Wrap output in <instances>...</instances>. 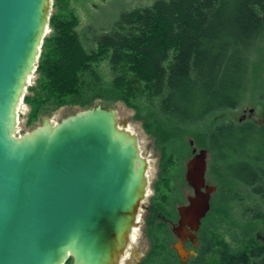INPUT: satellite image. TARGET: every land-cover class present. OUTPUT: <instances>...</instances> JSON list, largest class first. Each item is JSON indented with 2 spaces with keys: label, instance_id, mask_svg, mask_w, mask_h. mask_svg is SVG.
Returning a JSON list of instances; mask_svg holds the SVG:
<instances>
[{
  "label": "trees",
  "instance_id": "16d2710c",
  "mask_svg": "<svg viewBox=\"0 0 264 264\" xmlns=\"http://www.w3.org/2000/svg\"><path fill=\"white\" fill-rule=\"evenodd\" d=\"M68 3L53 2L51 31L22 98L28 123L46 109L121 101L164 137L157 138L163 152L186 154V127L238 107L251 92L253 59L264 48V0H154L82 38ZM205 145L217 189L203 222L208 248L190 264H261L264 118L221 121ZM147 261L178 264L171 249H153Z\"/></svg>",
  "mask_w": 264,
  "mask_h": 264
},
{
  "label": "water",
  "instance_id": "95a60500",
  "mask_svg": "<svg viewBox=\"0 0 264 264\" xmlns=\"http://www.w3.org/2000/svg\"><path fill=\"white\" fill-rule=\"evenodd\" d=\"M50 7L0 0V264H116L146 192L147 162L115 110L95 105L16 136ZM205 169L201 149L186 163L194 194L178 207L180 239L195 238L209 210L215 186L205 185ZM173 248L181 261L195 254L180 241Z\"/></svg>",
  "mask_w": 264,
  "mask_h": 264
},
{
  "label": "rangeland",
  "instance_id": "374dc122",
  "mask_svg": "<svg viewBox=\"0 0 264 264\" xmlns=\"http://www.w3.org/2000/svg\"><path fill=\"white\" fill-rule=\"evenodd\" d=\"M153 1L154 0H68V8H71L78 17L76 31L82 38L84 35H90L91 32L98 33L110 29L112 23L121 11L137 6L149 5ZM53 2L54 0H51L50 14L56 10V5L53 4ZM50 31L49 26H47L45 35H48ZM251 78V92H249L241 105L233 109L219 111L210 118L185 128L187 130L185 131L186 133L183 134V137L187 144L189 140H192L197 149L205 147V136L212 127L221 121H239L243 113L247 116L251 112V117H249L250 120L258 122L259 124L262 123L264 118V48L258 50L254 56ZM34 79L35 74L33 71L28 78L24 94L28 92L27 86L32 85ZM95 105H101L102 107L115 110L118 128L136 137L139 154L147 162L146 178L148 189L146 196L141 201L140 210L137 213V220L141 224L149 202L148 196L151 194L150 185L157 173L158 155L163 153L160 144L157 143V138H161L163 142L164 137H157V135L148 132L140 115L137 114L133 108L126 106L121 101H113L107 104L100 101ZM82 110L84 109L70 105H64L53 110L46 109L38 114L34 122L28 123V106L21 98L17 107L16 136L27 134L33 129L41 127L46 122L54 125L66 116ZM189 153L190 146L188 144V151L185 156L189 155ZM183 187L185 188V186ZM185 192H188L187 189ZM133 228L132 230L135 235L133 233L130 240H128L124 248L125 250H123L116 264H123L125 261L130 264H135L148 245V237L146 238L141 227H137L135 224ZM170 240L171 242L174 241V239ZM260 262L264 264V255L260 259Z\"/></svg>",
  "mask_w": 264,
  "mask_h": 264
},
{
  "label": "flooded vegetation",
  "instance_id": "af4514ba",
  "mask_svg": "<svg viewBox=\"0 0 264 264\" xmlns=\"http://www.w3.org/2000/svg\"><path fill=\"white\" fill-rule=\"evenodd\" d=\"M250 113L247 116L243 113L239 118V121L247 118L250 119ZM188 144L190 146V153L187 156L179 151H175V153L163 152L158 155L157 173L155 179L150 185L151 194L148 196L149 202L146 207L143 222L140 224V222L136 220V226H140L146 238L148 237V245L144 249L140 259L137 260L135 264H148V255L153 249L154 251L161 250L163 252L171 249L174 251L178 264H190L192 260H195L196 258L199 259L202 251L205 249L207 250L208 248V246H204L208 245V237L207 235L203 236V222L206 215L200 220L196 231L190 230L195 234V238L189 237L188 234H184V238L180 239L172 230L178 225V207L186 205L188 203V197L194 194L193 188L185 180L186 163L201 149H206L204 183L205 185L215 186V190L211 193L210 205L213 194L217 189V185L207 177L210 159L207 146L205 145V147L197 149L192 140H189ZM183 186H185V188ZM147 189L148 182L146 192ZM186 189L188 192H185ZM203 189L204 188L202 187V190ZM146 192L144 197L146 196ZM139 210L140 206L138 212ZM186 228L189 229L188 227ZM170 239H174V241L171 242ZM176 241H180L186 251L192 249L195 254H188L185 261H181L173 248ZM123 264L130 263L125 261Z\"/></svg>",
  "mask_w": 264,
  "mask_h": 264
},
{
  "label": "bare ground",
  "instance_id": "6f19581e",
  "mask_svg": "<svg viewBox=\"0 0 264 264\" xmlns=\"http://www.w3.org/2000/svg\"><path fill=\"white\" fill-rule=\"evenodd\" d=\"M31 76V75H30ZM137 220V219H136ZM132 229H134V228H132ZM133 230L131 231V233H130V236H129V239L128 240H130V238L132 237V235H133ZM134 235H135V233H134ZM125 250V249H124ZM117 263V262H116Z\"/></svg>",
  "mask_w": 264,
  "mask_h": 264
}]
</instances>
